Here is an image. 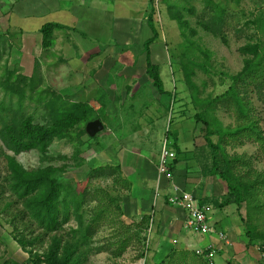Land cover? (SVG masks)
<instances>
[{
    "label": "rangeland",
    "instance_id": "rangeland-1",
    "mask_svg": "<svg viewBox=\"0 0 264 264\" xmlns=\"http://www.w3.org/2000/svg\"><path fill=\"white\" fill-rule=\"evenodd\" d=\"M212 1L226 9L224 41L198 23L207 0H0V76L7 68L34 77L39 91L51 88L69 101H93L94 119L105 127L92 139L85 127V133L76 131L86 142L83 148L74 135L54 140L43 159L35 150L15 155L26 170L70 165L64 176L85 192L82 221L92 223L91 250L83 264H208L195 251L210 242L213 264H264V242L249 243L244 228L247 222L257 233L264 232V184H257L254 200L237 206L225 182L209 173V150L193 117L201 110L198 106L212 101L209 112L220 129L253 124L260 139L242 131L224 135L221 144L236 158L230 164L234 173L264 178V83L256 87L249 80L236 82L243 113L225 94L233 84L230 77L244 66L246 56L239 48L264 40V0ZM150 6L157 37L149 44V54L163 93L148 76L143 46L152 36L145 16ZM46 22L65 27L52 30L53 43L47 46L40 32ZM220 95L224 97L215 100ZM6 100L0 89V102ZM165 137L171 148L175 140L180 150L174 182L190 190L200 205L210 206L209 217L216 218L211 222L225 239L198 238L185 227L181 209L168 204L165 181L163 188H156L154 169ZM211 139L216 143L218 135ZM76 146L81 150L73 159ZM5 155L13 153L0 141V264H24L28 252L13 239L9 222L21 205L4 186ZM100 166H118L121 174L96 176L93 171ZM22 223L17 227L27 239L40 233L31 221L27 228ZM76 226L71 218L61 234L69 238ZM44 241L27 249L42 251L48 238Z\"/></svg>",
    "mask_w": 264,
    "mask_h": 264
},
{
    "label": "trees",
    "instance_id": "trees-1",
    "mask_svg": "<svg viewBox=\"0 0 264 264\" xmlns=\"http://www.w3.org/2000/svg\"><path fill=\"white\" fill-rule=\"evenodd\" d=\"M238 4L239 0H235ZM152 3L153 0H148ZM207 10L199 18L201 27L224 41L223 27L225 25V7L212 0L206 2ZM154 8L150 6L146 16L147 25L152 36L145 40V50L148 76L159 93L165 92L159 76L158 67L150 60L149 44L157 37V31L153 22ZM179 25L182 21L179 20ZM253 22V21H252ZM254 21L252 24H254ZM256 24V23H255ZM64 29L58 23L46 22L40 27L42 44L47 46L52 42L51 32L53 29ZM239 52L246 56L242 70L230 77L233 84L229 86L225 94L234 98L241 112L244 108L237 96L235 84L239 80H249L250 83L259 87L264 83V40L257 38L255 43H246L239 48ZM187 81L190 73L183 65ZM0 89L9 100L0 102V141L10 150L13 155H5L7 174L4 177V186L7 192L14 197L16 203H20L21 209L10 219L13 228L12 236L18 245L27 250L28 258L24 264H83L87 260L90 248L91 224H83L82 211L85 202V192L77 191L75 186L64 176L68 164L61 166L47 165L34 170H26L16 160L15 155L31 150L37 151L41 158H45L54 140L72 139L78 137V145L83 148L78 133H85V124L94 119L95 102H74L65 99L51 88L37 90V82L34 77L15 75L13 70L6 68V73L0 76ZM218 96L215 100L223 98ZM211 102H205L198 106L200 111L193 117L200 130L204 133L203 138L209 150L211 160L210 174L218 176L226 184L228 194L233 201L240 206L244 201L251 202L256 198L257 184H264V178L250 179L246 174L234 173L230 164L236 158H231L222 146L223 136H235L240 132L254 134L253 124L240 128V130H223L216 124V119L211 115ZM83 130L81 131V128ZM78 131L76 134L75 132ZM97 135V134H96ZM96 135L94 137H96ZM218 135L215 143L211 137ZM90 137V139L94 138ZM89 141H87V144ZM80 146H76L71 157L77 159ZM175 157L172 161L171 170L174 171L177 163V154L180 152L176 141L172 144ZM61 158V157H60ZM63 160L68 157L63 156ZM238 159V158H237ZM76 164V163H75ZM77 163L76 165H78ZM96 176H118L121 174L118 166H100L94 169ZM246 173L250 174L248 170ZM116 176H114L116 180ZM120 176V175H119ZM229 202L225 200L224 204ZM11 203H7V207ZM200 204V203H199ZM249 204V203H248ZM257 207V205H256ZM73 218L76 220V228L71 229V236L65 238L61 231L64 225ZM33 223L40 233L31 239L17 227L18 222L28 227ZM245 234L248 242H264V232L257 233L254 226L245 223ZM48 242L42 251L27 248H35L45 239ZM202 258V257H201ZM2 264H22L15 260H5Z\"/></svg>",
    "mask_w": 264,
    "mask_h": 264
},
{
    "label": "built area",
    "instance_id": "built-area-1",
    "mask_svg": "<svg viewBox=\"0 0 264 264\" xmlns=\"http://www.w3.org/2000/svg\"><path fill=\"white\" fill-rule=\"evenodd\" d=\"M157 2L158 0H154ZM168 126L166 127V133ZM170 141L165 137L160 149L157 164V189L161 181H165L168 191L167 202L171 206L181 209L185 213V227L194 235L200 237L213 236L217 239H225L226 234L214 227L209 221L211 208L209 205H200L191 191L181 189L174 182V174L171 170L175 152L170 147ZM165 186V185H164ZM195 253L204 258L208 264H213L215 257L214 243L210 242L203 247L197 248Z\"/></svg>",
    "mask_w": 264,
    "mask_h": 264
},
{
    "label": "water",
    "instance_id": "water-1",
    "mask_svg": "<svg viewBox=\"0 0 264 264\" xmlns=\"http://www.w3.org/2000/svg\"><path fill=\"white\" fill-rule=\"evenodd\" d=\"M104 124L100 119H93L85 124V132L89 137H94L96 134L104 130Z\"/></svg>",
    "mask_w": 264,
    "mask_h": 264
},
{
    "label": "crops",
    "instance_id": "crops-1",
    "mask_svg": "<svg viewBox=\"0 0 264 264\" xmlns=\"http://www.w3.org/2000/svg\"><path fill=\"white\" fill-rule=\"evenodd\" d=\"M79 2H85V1H87V0H78ZM91 3L90 4H93L94 2H93V0H89ZM175 170V169H174ZM154 171H155V175H156V177H157V169H156V167H155V169H154ZM173 174H174V171H173ZM174 179H175V174H174ZM178 185V184H177ZM164 187V185L162 184V183H160L159 184V188H163ZM156 188H157V181H156ZM181 188V187H180ZM182 189V188H181ZM190 191V190H189ZM179 209V208H178ZM182 211V210H181ZM179 214H180V212H179ZM183 214V215H182ZM182 214H180V216L183 218V216H184V218H185V213H184V211H182ZM214 218V220L216 221V218L215 217H213V215H211L210 217H209V221H210V223L212 224V222H211V220ZM222 221V220H221ZM184 223H185V221H184ZM213 223H216V222H213ZM218 223V222H217ZM212 225H215V224H212ZM218 225V224H217ZM198 238H200L198 235H196ZM195 236V237H196ZM203 238H205V237H203ZM216 237H211V239H215ZM202 239V238H201Z\"/></svg>",
    "mask_w": 264,
    "mask_h": 264
}]
</instances>
